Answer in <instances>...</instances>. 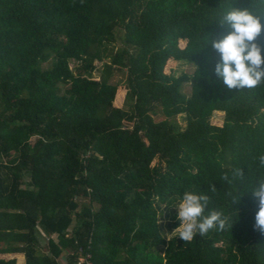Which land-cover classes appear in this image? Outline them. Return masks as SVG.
<instances>
[{
    "label": "trees",
    "instance_id": "16d2710c",
    "mask_svg": "<svg viewBox=\"0 0 264 264\" xmlns=\"http://www.w3.org/2000/svg\"><path fill=\"white\" fill-rule=\"evenodd\" d=\"M230 7L264 13V0H0V256L264 264L251 193L264 179V83L229 90L209 45ZM180 40L191 70L166 73ZM186 190L230 226L164 238Z\"/></svg>",
    "mask_w": 264,
    "mask_h": 264
},
{
    "label": "clouds",
    "instance_id": "9594fccd",
    "mask_svg": "<svg viewBox=\"0 0 264 264\" xmlns=\"http://www.w3.org/2000/svg\"><path fill=\"white\" fill-rule=\"evenodd\" d=\"M227 34L209 40L216 54L214 74L229 90L254 88L264 83V13L230 7L220 20ZM264 166V154L257 157ZM258 206L254 230L264 234V179L257 181L251 190ZM210 198L206 194L186 190L178 195L173 205L177 211L179 227L164 238L179 237L191 242L196 235L204 236L212 230H224L230 226L228 219L216 210L206 213ZM162 212L157 224L161 222Z\"/></svg>",
    "mask_w": 264,
    "mask_h": 264
},
{
    "label": "rangeland",
    "instance_id": "374dc122",
    "mask_svg": "<svg viewBox=\"0 0 264 264\" xmlns=\"http://www.w3.org/2000/svg\"><path fill=\"white\" fill-rule=\"evenodd\" d=\"M185 46V41L180 40L178 42V45L176 46V48L174 49V53L176 57H169L168 61L165 62L164 65V72L166 73H171L173 68L175 69H179L181 71H190L191 70V66L190 64H184L183 61H180L178 59V55H180L182 48ZM71 67H73V65L71 64ZM99 72L94 71L93 73V77H98ZM110 81L112 83L117 84V91H116V95H115V99H114V103L116 105H123V99L125 96V72L123 71H116L113 76L111 77ZM222 118H223V113L221 111H216L213 113V115L211 116V118L209 119V123L213 124V125H217V126H221L222 124ZM157 162V161H156ZM167 220H170L168 218L167 215H164L161 217V222L160 225L163 226L166 229V222ZM179 227V225H177L175 228Z\"/></svg>",
    "mask_w": 264,
    "mask_h": 264
},
{
    "label": "crops",
    "instance_id": "0c3cea01",
    "mask_svg": "<svg viewBox=\"0 0 264 264\" xmlns=\"http://www.w3.org/2000/svg\"><path fill=\"white\" fill-rule=\"evenodd\" d=\"M0 258H3L5 260H16V264H23L24 256L21 253H7L0 256Z\"/></svg>",
    "mask_w": 264,
    "mask_h": 264
},
{
    "label": "built area",
    "instance_id": "2783aa9c",
    "mask_svg": "<svg viewBox=\"0 0 264 264\" xmlns=\"http://www.w3.org/2000/svg\"><path fill=\"white\" fill-rule=\"evenodd\" d=\"M82 263H85V264H94L90 259H88L87 257H80V260H79V263L77 264H82Z\"/></svg>",
    "mask_w": 264,
    "mask_h": 264
}]
</instances>
